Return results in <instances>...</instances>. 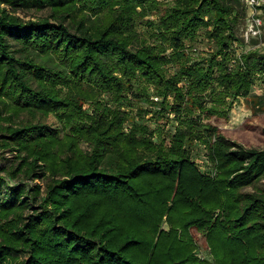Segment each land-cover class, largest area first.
Returning <instances> with one entry per match:
<instances>
[{
  "label": "trees",
  "instance_id": "trees-1",
  "mask_svg": "<svg viewBox=\"0 0 264 264\" xmlns=\"http://www.w3.org/2000/svg\"><path fill=\"white\" fill-rule=\"evenodd\" d=\"M16 5L48 6L51 15L26 20ZM242 6L0 0V148L14 158L0 166V264L20 253L19 264H207L193 229L205 235L213 264H264V187L257 185L264 149L231 140L205 120L228 118L264 76V52L235 59ZM154 12L149 42L137 20ZM202 27L216 48L192 62L189 47ZM13 43L56 60L18 55ZM151 90L162 98L159 114L178 122L169 140L137 123L125 130L121 106ZM106 93L118 107L103 104ZM86 102H95L93 112ZM25 113L53 115L62 126L15 120ZM197 141L212 173L191 155ZM20 176L44 187L8 180Z\"/></svg>",
  "mask_w": 264,
  "mask_h": 264
},
{
  "label": "rangeland",
  "instance_id": "rangeland-1",
  "mask_svg": "<svg viewBox=\"0 0 264 264\" xmlns=\"http://www.w3.org/2000/svg\"><path fill=\"white\" fill-rule=\"evenodd\" d=\"M243 6L240 11V22L237 24L235 31L237 40H234L232 43V48L234 51L235 59H239L243 53L248 52L249 50H257L264 52V9L260 11H254L247 0H242ZM5 6V4H3ZM17 14L26 20H37L42 17H50L51 9L48 6L37 7L34 5H16ZM8 8H12L11 5ZM256 12L255 18H260L262 20V25L256 27L260 31L254 33L250 31V24L253 19V13ZM71 19L69 18L67 22ZM159 14L158 12L151 13L143 18L137 20V28L141 34V39H145L149 42H154L155 38L153 35V29L150 24L152 22H158ZM191 42H189L190 45ZM14 44V49L18 51V55L29 54L31 57L35 58L38 61L48 63L53 65L55 58H49L48 56L43 55L36 49H30L28 52L21 51V46ZM216 48L215 43L206 36V29L204 27L200 28L198 37L196 41L192 42L189 51L192 56V62L200 61L209 56V54L214 51ZM234 59V61H235ZM176 68L170 67V73H174ZM36 84V83H34ZM135 89L138 87L139 83H135ZM157 95L151 90L149 97L145 96H136L130 94L128 100L121 106V109L124 110L125 114L129 117L127 124L125 125V130L128 132L134 124L145 125L150 128V130L157 132V137L165 136L167 140L171 137V134L174 133L177 121L173 118V114L161 115L159 114V104L161 97L156 99ZM103 104L111 106L112 108L118 107V105L112 100V96L106 93L101 96ZM172 100V97H171ZM95 102H86L84 108L90 113L93 112L95 107ZM264 76H257L254 84L252 86L251 92L248 96H240L236 99L233 108L229 113L228 118L212 116L209 121L213 125L217 126L220 129V133L225 137L235 140L246 147H255L264 149ZM152 112V113H150ZM17 122H36L43 121L54 127H61L62 124L58 121L53 115L43 116L31 114H22L19 118L15 119ZM82 147L85 150H90V145L83 142ZM191 155L197 162L199 168L206 173H212L214 168L212 163L208 159V150L206 146L199 141L195 142L190 147ZM14 158L10 151H3L0 148V166H9L13 163ZM8 180L11 184L19 182L25 183L29 188L33 187L36 184H42L44 187V181L40 179H26L23 176H20L18 179H11L8 177ZM260 187H264V178L257 184ZM247 190H253L252 186L247 188ZM39 199H43L41 196ZM164 228H168V224L164 223ZM193 234L198 243V255L208 260L207 264H213V257L210 252V248L207 244L205 235L200 233L198 230L193 229ZM16 258H12L10 264H19L20 261L25 256L24 253L15 254Z\"/></svg>",
  "mask_w": 264,
  "mask_h": 264
},
{
  "label": "built area",
  "instance_id": "built-area-1",
  "mask_svg": "<svg viewBox=\"0 0 264 264\" xmlns=\"http://www.w3.org/2000/svg\"><path fill=\"white\" fill-rule=\"evenodd\" d=\"M248 4L254 11H258V9L261 11L262 8H264V0H247ZM256 12L253 13V19L250 24V31H253L254 33H258L260 30L257 29L256 27H260L262 25V20L260 18H255L254 16L256 15ZM156 99L158 100L159 97L157 96Z\"/></svg>",
  "mask_w": 264,
  "mask_h": 264
}]
</instances>
